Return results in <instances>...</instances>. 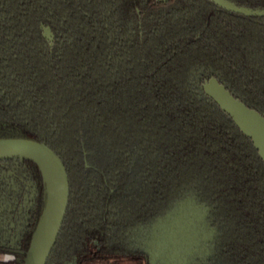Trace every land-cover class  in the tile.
Here are the masks:
<instances>
[{
    "label": "trees",
    "instance_id": "trees-1",
    "mask_svg": "<svg viewBox=\"0 0 264 264\" xmlns=\"http://www.w3.org/2000/svg\"><path fill=\"white\" fill-rule=\"evenodd\" d=\"M201 65L264 112V16L212 0H0V137L46 142L69 174L46 264H151L132 244L137 227L191 190L219 231L206 264H264V161L225 112L193 92L188 73ZM84 136L108 148L105 166L88 165ZM136 158L140 178L126 190ZM0 162L21 164V181L28 174L39 188L30 226L0 236V248L24 261L45 182L33 160Z\"/></svg>",
    "mask_w": 264,
    "mask_h": 264
},
{
    "label": "water",
    "instance_id": "water-1",
    "mask_svg": "<svg viewBox=\"0 0 264 264\" xmlns=\"http://www.w3.org/2000/svg\"><path fill=\"white\" fill-rule=\"evenodd\" d=\"M218 5L247 15H264V8H253L232 0H213ZM43 34L52 43V28L42 23ZM205 94L225 112L238 128L245 133L264 160V113L252 107L219 76L213 75L204 84ZM21 158L35 161L41 169L46 187L45 205L32 234L30 246L23 264H46L56 243L66 216L70 181L61 156L46 142L26 137H0V159ZM212 207L202 202L191 190L177 200L164 214L149 224L152 237L150 248L145 252L151 264H193L194 246H207L209 239L218 236V227L211 228L207 216ZM207 228L214 230L211 236ZM215 243L211 252H215ZM198 253L204 262L206 257ZM205 263V264H206ZM70 264H77L72 262ZM203 264V262L199 263Z\"/></svg>",
    "mask_w": 264,
    "mask_h": 264
},
{
    "label": "flooded vegetation",
    "instance_id": "flooded-vegetation-1",
    "mask_svg": "<svg viewBox=\"0 0 264 264\" xmlns=\"http://www.w3.org/2000/svg\"><path fill=\"white\" fill-rule=\"evenodd\" d=\"M165 1H167V0H165ZM228 10H230V9H228ZM231 11H233V10H231ZM234 12H236V11H234ZM238 13H240V12H238ZM245 15H247V14H245ZM258 16H264V15H258ZM213 75L219 76L220 79H223L229 85V87L231 88V90L233 92H236L231 87V85L220 75V73L218 71H216L215 69H213L209 66H205V65L195 66L194 68H192L190 70V72L188 73L189 84L191 86V83H194L195 86H197L205 94L203 84L207 79H209ZM190 79H192V80H190ZM208 99L210 100V102L215 103L209 97H208ZM248 104H250V103L248 102ZM215 105H216V103H215ZM252 107H255V106H252ZM256 109H258V108H256ZM261 112H263V111H261ZM86 155H87V153H86ZM4 159H9V158H3L0 160H4ZM14 167H13V165H8L6 162L4 164H3V162H0V236H2V240H4L3 237H5L8 234L9 235L19 234L22 231V229L25 227V225L30 226L32 219L35 218V214H36V210H37V200L39 198V194H38L39 188H38V184L36 183V181L32 180L31 177L28 174H26L27 180H26V184H25L24 182L21 181V180H23L22 173H24L23 166H21V164H20L18 168L17 167L14 168ZM111 189L113 190V188H111ZM206 216H207V220L210 221V223H211V228L213 229V227H217L214 225V223L211 219V213L209 215H206ZM39 218H38V220H39ZM37 223H38V221H37ZM37 223H36V225H37ZM150 223L142 224V225L138 226L136 232L134 233V235L132 237V244L137 249L142 250L144 252L146 249V241H144V239H143V241L141 240L142 241V243H141V241L138 240V237L140 234L143 236V233H142L143 230L149 228ZM36 225H35V228H36ZM35 228H34V230H35ZM211 228H207V231H208V234H210L212 236L214 234V230H211ZM34 230H33V232H34ZM216 238H215V240H216ZM215 240L209 239L208 248L205 245L204 246H202V245H199V246L195 245L194 246V253L196 255L194 257L195 260L193 261V264H199L201 262H203V264L206 263L198 255V253H202V251L205 252L204 253L205 255H202V256L206 257L207 258L206 261L209 262V260L214 256V252L213 253L211 252V244L215 243ZM21 247H22V245H21ZM20 250H23V248H21ZM23 256L24 255H23V253H21V251L19 253V252L13 251V250H5V249L0 248V264H18L21 262L23 263V260H22ZM6 258H7V260H6ZM148 261L150 262L149 254H148Z\"/></svg>",
    "mask_w": 264,
    "mask_h": 264
},
{
    "label": "rangeland",
    "instance_id": "rangeland-1",
    "mask_svg": "<svg viewBox=\"0 0 264 264\" xmlns=\"http://www.w3.org/2000/svg\"><path fill=\"white\" fill-rule=\"evenodd\" d=\"M191 88L198 97L210 101L208 97L197 86H195L194 83H191ZM84 142H85V150L87 153L86 158L89 166L101 168L109 162L110 155L108 152V148L105 146L103 142L92 141L87 136H84ZM141 168H142V160L140 158H136L133 165L129 169V174L127 176L125 183L126 190L132 187L133 184H135L139 180L141 174ZM149 230H150L149 228L143 230L142 232L143 236L140 234L138 237V240L143 241L144 239V241H146V249L150 248L148 242H151L152 240ZM95 264H116V263H114L112 260H108L104 262L103 261L97 262Z\"/></svg>",
    "mask_w": 264,
    "mask_h": 264
},
{
    "label": "built area",
    "instance_id": "built-area-1",
    "mask_svg": "<svg viewBox=\"0 0 264 264\" xmlns=\"http://www.w3.org/2000/svg\"><path fill=\"white\" fill-rule=\"evenodd\" d=\"M6 260H7V258H6Z\"/></svg>",
    "mask_w": 264,
    "mask_h": 264
}]
</instances>
